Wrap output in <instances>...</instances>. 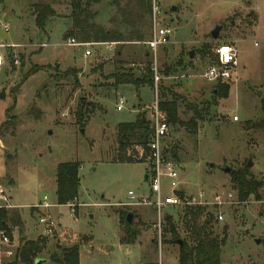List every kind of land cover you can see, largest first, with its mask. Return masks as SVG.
I'll return each mask as SVG.
<instances>
[{"label":"rangeland","instance_id":"obj_1","mask_svg":"<svg viewBox=\"0 0 264 264\" xmlns=\"http://www.w3.org/2000/svg\"><path fill=\"white\" fill-rule=\"evenodd\" d=\"M153 2L157 21L172 30L170 43L156 53L159 101L177 106L179 122L197 124L193 134L168 124L163 141L182 195L198 199L202 192L206 210L214 219L222 215L210 227L225 238L220 264H264V189L260 200L251 196L240 202L230 175L246 168L254 180L264 181V130L256 127L264 120V0H147L142 7L137 0H81L86 7L81 26L89 43L68 36L74 31L71 0H0V189L11 206L0 202L9 238L4 248L9 254L1 255L0 264H20L15 255L21 241L39 238L46 242L38 258L42 264H52L49 256L73 246L79 248V264H177L171 235L163 233L158 241L151 230L152 209L125 206L128 193L151 196L144 180L148 167L140 148L134 149L140 163L130 157L132 163L123 161L131 152L121 151L116 135L119 124L135 122L138 114L147 117L154 101L153 87L118 86L113 79L150 71L153 85L154 57L147 46ZM39 7L53 14L43 28L35 23ZM216 27L221 31L214 41ZM103 31L121 34L126 42H111L117 45L109 52V43L92 40ZM71 39L78 45H70ZM221 44L233 46L237 56L224 99L218 85L202 79ZM63 163L79 164L72 218L70 209L57 207L55 200L56 167ZM170 183H162L163 198L171 193ZM227 192L233 194L232 204L210 206L214 195ZM44 199L54 207L36 208ZM117 212L134 215L139 235L133 245L119 242L124 229ZM166 212L180 240L189 241L178 219L181 210ZM41 217L54 222L47 237L41 236Z\"/></svg>","mask_w":264,"mask_h":264},{"label":"trees","instance_id":"obj_2","mask_svg":"<svg viewBox=\"0 0 264 264\" xmlns=\"http://www.w3.org/2000/svg\"><path fill=\"white\" fill-rule=\"evenodd\" d=\"M147 0H137L138 6L145 5ZM73 30L68 32V36H80L82 43H89L90 38L85 33V28L81 25L85 24L84 17L86 14V7L81 6V0H71ZM150 13V6H149ZM52 11L48 8H37L35 23L39 28H43L47 19L52 18ZM95 43H111L117 42L124 44L126 41L121 34H114L111 31H103L99 34L93 35ZM216 62L213 56V64ZM212 65V64H211ZM116 85H133L139 88L143 85L152 87L151 73L147 71L146 76L134 77L130 74H115L113 76ZM229 82H219L217 91L220 92V98L227 97L230 91ZM160 109L165 112L167 123L169 125H180L184 127L189 133L197 132V124L194 122H179L177 117V106L174 103L163 101L160 103ZM83 119L81 114L78 117V122L82 123ZM257 128L264 130V120L260 121ZM153 131L149 121L144 115L138 114L135 122L119 124L116 127V135L118 138L119 148L122 152L128 150L130 155L123 159L126 162H133L132 159L138 162L135 156L134 149L140 148L144 155H148V144L150 143ZM133 149V151H132ZM169 151V149H167ZM121 152V153H122ZM120 153V156H121ZM122 157V156H121ZM131 158V160L129 159ZM174 159L175 155L171 153ZM140 163V162H138ZM79 164L77 163H63L56 167L55 174V200L56 205L65 206L77 200L76 195L79 188L78 177ZM232 183L236 187L237 198L240 202H245L249 197L254 196L255 199L260 200L259 191L264 189V181H256L250 175L249 170L246 168L231 172ZM180 196L183 197L182 193ZM181 215L178 219L180 223L185 226V235L189 241L180 240L177 235V227L172 222V217L166 219L164 233L171 235L169 244H176L181 241L182 245L178 246L177 264H220L221 248L224 244L225 238L219 239L217 235L210 229L215 221L214 214L207 211L205 207L200 206H184L180 208ZM130 213L117 212L118 223L123 226V236L119 239L121 245H133L139 235L135 231L133 225L129 226L126 223V216ZM134 218V215H132ZM0 230L7 232L6 216L0 211ZM46 247V242L43 239L35 241H21L15 255V261L20 264H34L35 260ZM49 261L52 264H79V248L73 246L70 248H62L55 251L49 256Z\"/></svg>","mask_w":264,"mask_h":264},{"label":"built area","instance_id":"obj_3","mask_svg":"<svg viewBox=\"0 0 264 264\" xmlns=\"http://www.w3.org/2000/svg\"><path fill=\"white\" fill-rule=\"evenodd\" d=\"M159 14L156 4L153 2L151 7V38L147 43L148 50L150 54L154 57L153 59V97L154 101L151 106L148 107L146 119L149 121L153 134L148 144V155L145 156L147 162V184L150 188L151 196L150 197H135L132 193H128L129 204L125 206L129 207H150L152 212L155 215V222L151 226V230L156 233L158 241L161 239V236L164 233L165 221L170 218V213H167L166 210L169 208L177 209L184 206H200L207 207L209 203H206L203 198L204 194L199 192L197 198H185L181 197L180 193H183V189L180 187L178 173L175 169V166L172 164L170 158L167 157V147L164 144V140L168 135V123L165 112L160 109V101L158 98V83L160 81V76L158 75L157 70V59L156 53L157 49L161 46H166L170 43V38L172 36V30L167 26L160 25L157 21V15ZM7 31V28H5ZM70 45H78L76 42L71 39L68 42ZM87 44H82L79 46H86ZM117 43L106 44L107 50L113 52L115 50ZM43 48L47 45H43ZM91 52L89 50L84 51V56L89 57ZM213 55L216 62L208 66L203 74L202 79L210 83H219V82H229L233 80L234 71L237 66V56L235 48L231 45L221 44L218 45ZM4 65V59L0 55V68ZM123 101L120 100L116 110H122ZM234 121L237 119L234 118ZM143 152V151H142ZM171 181L170 183V195L166 197L161 196V187L164 181ZM153 197V201L150 199ZM76 201L69 203L63 207L70 209V217H74V209L76 207ZM0 202L3 204V208H10L9 205L10 199L7 198L4 192L0 189ZM233 194L227 192L224 194H218L213 196V202L210 204L212 208H220L227 204H232ZM57 207H60L56 205ZM53 205L48 204L45 199L41 205H38L36 208L41 210H48L53 208ZM217 222H221L223 217L221 214H218L215 219ZM38 224L43 227L41 236L47 237L52 233V228L54 227V222L50 221V218L41 217L38 220ZM9 246V238L5 232L0 230V257L2 254L8 255L9 253L4 250V248Z\"/></svg>","mask_w":264,"mask_h":264},{"label":"water","instance_id":"obj_4","mask_svg":"<svg viewBox=\"0 0 264 264\" xmlns=\"http://www.w3.org/2000/svg\"><path fill=\"white\" fill-rule=\"evenodd\" d=\"M220 31H221V27H216V28L214 29V31H212V33H211V38H212L214 41L217 40ZM191 56H192V52L189 54V57H191ZM3 97H4L3 93L0 94V98H3ZM249 167H251L250 164H249V166H248L247 168H249ZM225 172L227 173V172H228V169H226ZM144 180H145V182H147V176L144 177ZM132 219H133L132 214H128V215L126 216V223H127L129 226H132ZM176 244H177L178 246L182 245L181 241H177ZM257 244H258V241H257ZM34 264H42V261H40L39 259H37V260H35Z\"/></svg>","mask_w":264,"mask_h":264},{"label":"crops","instance_id":"obj_5","mask_svg":"<svg viewBox=\"0 0 264 264\" xmlns=\"http://www.w3.org/2000/svg\"><path fill=\"white\" fill-rule=\"evenodd\" d=\"M211 85H216V83H210ZM10 199V198H9ZM49 258V257H48ZM49 260V259H48Z\"/></svg>","mask_w":264,"mask_h":264}]
</instances>
